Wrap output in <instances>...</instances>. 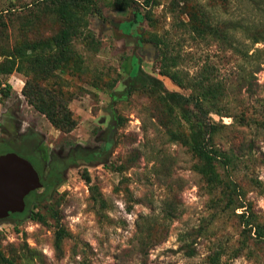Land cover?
I'll return each instance as SVG.
<instances>
[{"label": "rangeland", "instance_id": "374dc122", "mask_svg": "<svg viewBox=\"0 0 264 264\" xmlns=\"http://www.w3.org/2000/svg\"><path fill=\"white\" fill-rule=\"evenodd\" d=\"M111 1L92 0L88 29L94 42H73L77 63L39 82L67 103L76 123L71 132L56 130L27 104L21 93L24 75L3 78L10 91L0 94V155L14 153L41 172L43 182L52 177L59 184L43 198H32L25 217L0 220V251L16 264H264V41L254 46L243 41L249 54L259 50L251 66L216 43L194 39L180 0H156L147 9L134 0L119 12L107 8ZM197 1L216 21L264 29V0H231L225 13L210 7L215 0ZM38 3L0 0V17L7 25L0 45L11 48L26 38L24 20L34 15L42 26L27 38L57 32L59 24L41 11L49 4ZM152 38L180 55L178 69L187 78L207 64L226 86L221 113L202 121L218 128L215 149L235 158L233 169L216 163L217 172L222 181L235 183L232 198L237 195L244 208L228 205L231 189L207 183L198 171L203 163L169 140L166 109L134 89L139 66L161 81L166 93H190L159 74L163 46L153 54L142 47ZM173 110L177 121L182 110ZM179 123L188 135L189 124ZM244 212L249 232L243 231ZM59 229L66 234L61 251L56 250ZM182 246L194 249V255L187 256Z\"/></svg>", "mask_w": 264, "mask_h": 264}, {"label": "trees", "instance_id": "16d2710c", "mask_svg": "<svg viewBox=\"0 0 264 264\" xmlns=\"http://www.w3.org/2000/svg\"><path fill=\"white\" fill-rule=\"evenodd\" d=\"M141 6L151 8L156 3V0H141ZM186 8V23L188 31L194 39L202 40L203 42L216 43L220 48L226 51H231L239 58L243 59L246 64L252 66V61L257 62L259 59V50L249 54V45L244 43V40L250 42L251 46L264 41V29L254 26L249 27L244 22L236 21H216L214 17L206 10V6L199 3L197 0H180ZM214 1V0H213ZM216 5L211 8L220 7L227 12L231 0H215ZM255 2V0H249ZM49 5L41 10L44 14L50 16L53 21L59 24L57 32L49 38L37 37L29 39L28 33L31 30H39L42 26V20L37 15L32 17V20H24V38L8 48L5 45H0V94H7L10 91V86L5 85L3 78L13 73L24 75L27 79L21 91L27 104L36 112L42 114L53 128L60 132L69 133L75 126V120L72 118L71 112L68 109L67 103L64 100L54 96V93L39 86L40 81H47L55 77V72H64L69 65L76 64L78 58L74 55L72 44L75 40L81 39L88 41L89 44L94 42L93 33L88 29V15L92 7V0H40L41 3ZM214 3V2H213ZM136 4L134 0H112L107 4L110 11L119 12L129 9ZM189 4V5H187ZM7 25L0 17V38L4 35ZM241 33L245 38H239L236 34ZM244 41V42H243ZM145 43H151L157 50L159 46H163L160 52L159 74L168 78L176 86L190 91L187 97H183L176 93H166L163 91L162 83L156 78L145 75L137 67L134 78L139 84L137 88L150 98L156 99L168 113L165 117L167 123L164 124L166 134L172 143H179L187 147L192 154L203 163V167H199V172L206 179L207 183L213 189L224 187L231 192L227 195L228 205H233L234 208H244L243 203H239V197L233 199L236 192L235 183H227L220 179L217 172L216 163H222L224 166L235 167V158L233 155L215 149L212 142L213 136L217 131V126L212 123L202 121L203 117L209 114L219 115L222 110V104L225 100L226 86L216 80L213 73V68L205 64L200 69L197 75L186 77L178 69L180 66V55L177 52H172L170 44L165 43L160 38H152ZM261 64V63H260ZM255 71L258 72L259 63H255ZM240 81L246 84L249 83L247 76H241ZM174 106L182 110L180 118L177 121L173 119ZM179 119L189 124V134H182ZM89 158H92L89 157ZM35 169V168H34ZM40 177V182L44 189L43 193L38 194V190L29 193L24 198V209L21 213L12 214V217L23 218L31 204V199L36 200L43 198L53 186L59 184V179L54 180L48 178L46 182L42 181L41 172H37ZM89 182V178L86 179ZM240 215L242 218V227L244 232H249V221L247 217ZM40 218V217H38ZM34 220H38L34 217ZM261 230H257V235L260 236ZM56 250L61 251L60 246L63 238L66 236L63 229L56 232ZM186 249V255L192 257L194 249L189 246H182ZM215 262L214 258L212 259ZM0 264H16L11 258L4 256L0 251Z\"/></svg>", "mask_w": 264, "mask_h": 264}, {"label": "water", "instance_id": "95a60500", "mask_svg": "<svg viewBox=\"0 0 264 264\" xmlns=\"http://www.w3.org/2000/svg\"><path fill=\"white\" fill-rule=\"evenodd\" d=\"M142 47L154 53L151 43H143ZM41 187L40 177L29 161L14 153L0 155V220L21 213L24 198Z\"/></svg>", "mask_w": 264, "mask_h": 264}, {"label": "flooded vegetation", "instance_id": "af4514ba", "mask_svg": "<svg viewBox=\"0 0 264 264\" xmlns=\"http://www.w3.org/2000/svg\"><path fill=\"white\" fill-rule=\"evenodd\" d=\"M12 217V214H10L6 219H10Z\"/></svg>", "mask_w": 264, "mask_h": 264}]
</instances>
